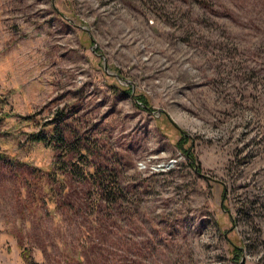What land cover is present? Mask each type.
<instances>
[{
  "label": "rangeland",
  "instance_id": "374dc122",
  "mask_svg": "<svg viewBox=\"0 0 264 264\" xmlns=\"http://www.w3.org/2000/svg\"><path fill=\"white\" fill-rule=\"evenodd\" d=\"M55 125L129 191L94 264H264V0H0V264H88Z\"/></svg>",
  "mask_w": 264,
  "mask_h": 264
},
{
  "label": "trees",
  "instance_id": "16d2710c",
  "mask_svg": "<svg viewBox=\"0 0 264 264\" xmlns=\"http://www.w3.org/2000/svg\"><path fill=\"white\" fill-rule=\"evenodd\" d=\"M204 1L208 2V0ZM137 100L148 111L151 110L148 100L144 96H137ZM28 139L33 142H50L59 153L57 161L55 162L56 168L49 174V181H54V184L58 183V186L53 187L55 195H58V192L60 191H65V189L68 191L66 188V180L72 185L76 182L74 187H79V184L86 185L84 189H81L80 193L78 191L77 194V192L74 191L79 200L72 201L68 199L69 204L67 205H69V208L73 209L75 212L78 210L85 215H94V222L96 225L93 228H88V231H90V233L88 231V234L86 233L88 243L86 244V242H84L82 244V248L85 249L86 255L84 258H81L88 264L96 263V259L100 257V254H98L95 250L97 242H92L94 238L92 237V234H97L96 239L99 241L98 233H102L104 231V227L106 225L105 222L110 216L113 217L116 212L120 214H123L124 212L130 214V209L126 205L129 202V191L127 187L122 184L113 167L110 168L108 166L98 163L96 164L95 162L90 161L88 159V154H91L93 151L86 146L81 147L77 138L68 142L66 130H64L62 126H53V130L50 132V135L43 132L31 133L28 135ZM186 141L187 135L182 132L180 140L178 141V148L190 161V165H192L193 170H195L196 173H200L201 170L199 164L195 161L194 155L191 153L190 149L185 148L183 145ZM84 151L87 154H85ZM68 155H71V158L74 159H66ZM66 197L64 199H66ZM65 203L66 201L63 202V204ZM118 228L121 229L119 226ZM21 253L26 264H41L33 259L27 246L22 247ZM77 260L79 263L82 262L79 254L77 255ZM112 264L122 263L119 259H115V262Z\"/></svg>",
  "mask_w": 264,
  "mask_h": 264
}]
</instances>
